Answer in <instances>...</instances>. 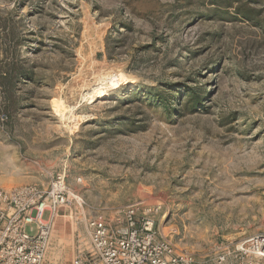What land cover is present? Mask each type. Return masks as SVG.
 <instances>
[{
	"label": "rangeland",
	"instance_id": "374dc122",
	"mask_svg": "<svg viewBox=\"0 0 264 264\" xmlns=\"http://www.w3.org/2000/svg\"><path fill=\"white\" fill-rule=\"evenodd\" d=\"M60 207L43 264L134 203L207 264H264V0H0V187Z\"/></svg>",
	"mask_w": 264,
	"mask_h": 264
},
{
	"label": "built area",
	"instance_id": "2783aa9c",
	"mask_svg": "<svg viewBox=\"0 0 264 264\" xmlns=\"http://www.w3.org/2000/svg\"><path fill=\"white\" fill-rule=\"evenodd\" d=\"M75 205L82 199L66 185L64 173L55 174L46 188L0 187V264H43L55 215L60 207ZM85 228L88 249L71 264H207L176 250L159 234L152 209L140 203L125 206L111 223L88 219Z\"/></svg>",
	"mask_w": 264,
	"mask_h": 264
}]
</instances>
